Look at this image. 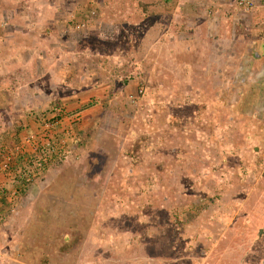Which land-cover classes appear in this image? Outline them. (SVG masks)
Masks as SVG:
<instances>
[{"label":"rangeland","instance_id":"374dc122","mask_svg":"<svg viewBox=\"0 0 264 264\" xmlns=\"http://www.w3.org/2000/svg\"><path fill=\"white\" fill-rule=\"evenodd\" d=\"M79 3H88L86 18L46 14ZM155 3L0 0V117L37 120L38 82L50 91L71 82L82 99L70 109L45 103L41 117H54L56 106L65 135L43 176L0 199V211L10 206L0 213V264H264V117H195V104L181 106L199 92L211 102L212 90L197 88L218 81V60L200 57L213 47L193 24L172 27L171 6ZM88 102L101 118L71 153V130L96 112L82 114ZM261 108L222 105L221 113ZM223 129L225 138L215 135ZM11 156L6 169L16 166ZM34 184L35 196L48 187L40 212L22 200ZM24 209L29 217L15 222Z\"/></svg>","mask_w":264,"mask_h":264},{"label":"crops","instance_id":"0c3cea01","mask_svg":"<svg viewBox=\"0 0 264 264\" xmlns=\"http://www.w3.org/2000/svg\"><path fill=\"white\" fill-rule=\"evenodd\" d=\"M164 6H171L172 13L167 14V16L170 18V22L174 26H181L185 25L186 22H189L190 24H193L195 26L198 33H200V40L211 43L213 50L212 54L210 55L206 51L200 54L201 56H214L218 60V66L214 67V70L211 72L216 77V80L213 81L212 85L205 86V85H199L198 90L206 89L212 90L211 93V102H210V95L209 94H202L198 93L196 102L188 101L185 99H181V106L186 105H193L195 104V117H264V109L261 108L260 111L253 112L251 110L252 116H250L249 113H246L245 115L242 113L237 115L236 111L233 109H228L227 114L221 113V106L226 105L228 107H232L235 104L240 105H255V106H264V0H256V4L254 8L250 9V11H245L236 6L235 0H173L171 3L164 2ZM56 5H54L55 7ZM52 7V8H54ZM59 7V6H58ZM44 7L36 8V10H41ZM61 12L64 8L59 7ZM76 6H74L73 12H75ZM197 10V12L195 11ZM47 11V10H46ZM52 12V9L51 11ZM50 12H47L46 14H52ZM191 12H194L196 15V18L189 17V14ZM182 15V19L178 20L177 16ZM81 16V15H80ZM199 19V20H197ZM175 20V21H174ZM191 20V21H189ZM195 21H198L195 23ZM178 24V25H176ZM45 25V24H44ZM183 31L181 30V33ZM172 33L174 34L175 32ZM45 35L44 33H42ZM177 34V33H176ZM175 36V35H174ZM178 38V36H177ZM176 39L175 37L173 38ZM235 59L233 61V65L227 64L222 66V61L224 59ZM239 61L237 66V62ZM224 63V61H223ZM236 68V70H234ZM7 70H4L2 72H6ZM233 71V72H232ZM44 73V70L41 68V74ZM207 75L209 74L208 71H204ZM220 77H222V80H220ZM43 80V75L40 77ZM40 80V81H42ZM243 81V82H241ZM38 82V81H37ZM50 82V81H49ZM48 82V84H49ZM56 82V81H55ZM216 82L218 83L215 84ZM254 85H252V83ZM70 84L66 85V83H60L59 88L57 83H54V87L50 89L48 86H45L42 84L40 86L39 82L37 83V90L38 94L34 96L36 98V106L35 109L40 111H45L47 106L45 103H50L52 99H56L53 102H59L62 104V102L70 109L74 106L79 105L82 99L81 96L78 93V90H74L73 83L67 82ZM172 84H169L171 86ZM63 87H67L66 89H63ZM131 90H133L134 87L128 86ZM183 88V87H182ZM254 89L256 91H260L256 96V99L250 98V93L245 94V91ZM45 90L47 93H45ZM63 91V92H61ZM226 91H228L226 93ZM87 91H83V94ZM223 92L225 97L221 94ZM242 92V94H238ZM82 93V92H81ZM244 94V95H243ZM95 93H90L88 97L94 96ZM247 95V97L245 96ZM83 98V97H82ZM85 98V96H84ZM87 98V97H86ZM60 100V101H58ZM249 100V101H248ZM255 101V103H254ZM44 104L45 106L39 105V103ZM1 104H6V101H2ZM186 104V105H185ZM99 104H95L91 106V108L83 111L82 114L86 112H90L95 109V114H91L88 117L83 118V124H86V121L84 119H87V125L84 126V128H79L75 126V129L71 130V136H72V143L70 147L71 153H74L77 148V141H82L87 139V135L89 134V130L91 129L101 118V111L97 107ZM32 107V106H31ZM219 107V108H218ZM9 106L3 111L7 114V111L9 110ZM99 109V110H98ZM11 111V110H10ZM27 112V111H26ZM28 113V112H27ZM37 113V111H36ZM236 113V114H235ZM192 115V116H191ZM186 114V117H194V114ZM173 117V116H172ZM184 117V115H182ZM35 117H0V146H4L3 148L0 147V150L2 149L3 152L7 148L11 147L13 144H15L17 141L22 139V133L25 129L21 127V125H26L27 130L29 132H35L38 134L39 137L42 136V130L43 126L39 124L38 120L34 119ZM233 119V118H231ZM63 122L65 119H62ZM61 123V122H60ZM33 128V129H32ZM33 130V131H32ZM35 130V131H34ZM218 130H220V125H218ZM55 131H57L55 133ZM76 131V132H75ZM224 131L222 134L225 133V130L219 131V133L215 135H219L220 137L225 138V135H222L221 132ZM54 133L57 134L60 137L65 135L63 133V129H58L57 127L54 129ZM214 135V136H215ZM23 140V139H22ZM24 144L23 142H21ZM231 147V144L229 145ZM79 147V146H78ZM228 149L229 153H231V149ZM217 148L215 151L217 153L220 152V145H217ZM234 148V152L236 149L235 143L234 146L231 147ZM231 150V151H230ZM3 154V153H2ZM2 154L0 153V170H1V164H2ZM49 168V167H48ZM2 171V170H1ZM0 178L2 180V172H0ZM45 181V180H41ZM47 182L48 179H47ZM44 183V184H47ZM38 182H36L37 184ZM34 184L31 188H28L27 192L24 190V193L26 194L23 196V202L25 206H28L30 203L34 204L35 210L42 211V208H40L39 200L40 198L44 201H49V195L46 194L47 186L43 189L42 193L39 195H31L35 194V186ZM39 184V183H38ZM46 191V192H45ZM47 196L44 197V196ZM34 196V197H32ZM19 197V196H18ZM9 197H6L8 199ZM1 206V203H0ZM5 209L0 211V213H5L10 209V206H5ZM14 212V211H12ZM27 213V212H26ZM21 217V218H17ZM29 216L28 214H25V209L22 210L21 215H17L13 217V220L15 222L23 221V219H27ZM24 219V221H25ZM4 224V223H3ZM11 224H4L5 227H8ZM7 229V228H4ZM40 231V230H38ZM132 264L134 262H131ZM138 262H136L137 264ZM38 264V263H36Z\"/></svg>","mask_w":264,"mask_h":264},{"label":"built area","instance_id":"2783aa9c","mask_svg":"<svg viewBox=\"0 0 264 264\" xmlns=\"http://www.w3.org/2000/svg\"><path fill=\"white\" fill-rule=\"evenodd\" d=\"M256 0H236V5L246 11L254 8ZM141 91V90H140ZM139 91V92H140ZM54 117H49V120H46L47 117H41L43 112H38L37 120L39 124L43 126L42 130V139H36L34 134H26L24 136V144H28V150L31 152L28 157H23L20 159L16 156V166L7 175V180L0 181V198L3 197L6 189L10 185H16L19 183L29 184L34 182L37 177H41L42 172L45 171L46 167L49 165L53 153L59 148V144L62 142L59 137H55L54 129L56 125L60 124L61 117L57 116L58 108L53 107ZM24 145H16L13 152L7 151L5 153V160L3 167L7 168L9 162L12 159L14 152L18 151L20 153L24 152ZM18 154V153H17Z\"/></svg>","mask_w":264,"mask_h":264},{"label":"trees","instance_id":"16d2710c","mask_svg":"<svg viewBox=\"0 0 264 264\" xmlns=\"http://www.w3.org/2000/svg\"><path fill=\"white\" fill-rule=\"evenodd\" d=\"M82 2V1H81ZM155 5H156V7L158 8V7H162V6H164L163 4H164V2H167L168 4L171 2H173V0H155ZM91 3H92V1H91ZM90 3V4H91ZM235 3H236V0H235ZM36 6H38V5H36ZM72 5H68V6H65V8L61 11V12H59L60 10V8L58 7V6H55L54 8H52V12H50V13H52L51 14V17H55V16H61V15H65V18H68V16H69V14L70 13H72V10H74V6L73 7H71ZM100 6V5H99ZM76 7H77V11H75V13H77V15L78 14H80L81 16H83L84 18H86V16L84 15V14H87L88 12H89V6H88V3H79L78 5H76ZM76 10V9H75ZM155 15V14H154ZM64 21V20H63ZM63 21H62V23H63ZM11 99V98H10ZM92 105V102H88V103H86V104H84V105H82V107L81 108H86V107H88V106H91ZM12 170V167L11 168H8V169H6V171H5V173L6 174H8L10 171ZM0 181H1V179H0ZM5 192H6V190H5ZM5 192H4V195H5ZM4 195H3V197H4ZM2 197V198H3ZM42 211H43V209H42Z\"/></svg>","mask_w":264,"mask_h":264},{"label":"clouds","instance_id":"9594fccd","mask_svg":"<svg viewBox=\"0 0 264 264\" xmlns=\"http://www.w3.org/2000/svg\"><path fill=\"white\" fill-rule=\"evenodd\" d=\"M237 6V5H236ZM238 7V6H237ZM239 8V7H238ZM241 9V8H240ZM243 10V9H242ZM246 11V10H245ZM41 112V111H40ZM43 112V111H42ZM38 113V112H37ZM21 127L23 128V129H25V130H27V126L24 124V125H21ZM27 133V132H26ZM34 132H32V133H30V134H33ZM27 134H29V133H27ZM26 135V134H25ZM24 135V136H25ZM24 136L22 137V139L24 140ZM34 136L36 137V139H42L43 137L41 136V137H39L38 135H36V134H34ZM56 137V136H55ZM21 139V141L19 140V141H17L15 144L16 145H24V146H22L23 148H24V152L22 153V154H20V155H22V156H24V154L27 152V151H29L28 150V144H23V143H21V142H23V140ZM15 145V146H16ZM15 146H14V144L11 146V147H9V148H7L6 150H4V152H3V154H2V149H1V154H2V164H1V170H3V169H6V168H4L3 167V164H4V158H5V153L7 152V151H10V152H13L14 151V149H15ZM18 153V151L17 152H14V156L16 157H19L18 155L19 154H17ZM29 154H31V153H29ZM29 154L27 155V156H29ZM20 159H22V158H20ZM48 167V166H47ZM47 167H46V169H47ZM3 168V169H2ZM45 169V170H46ZM5 173V172H4ZM3 172H2V174H4ZM7 175L8 174H6L5 175V178L3 177V179H6L7 180ZM44 175V171L42 172V175L41 176H43ZM3 176V175H2ZM1 179V178H0ZM2 180V179H1ZM2 181H5V180H2ZM9 190V188L8 189H6V192ZM6 192H5V194H6ZM2 198V197H1ZM0 198V199H1Z\"/></svg>","mask_w":264,"mask_h":264}]
</instances>
